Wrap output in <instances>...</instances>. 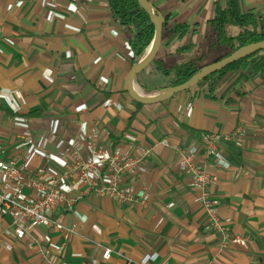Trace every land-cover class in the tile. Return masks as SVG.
I'll list each match as a JSON object with an SVG mask.
<instances>
[{"label": "crops", "instance_id": "obj_1", "mask_svg": "<svg viewBox=\"0 0 264 264\" xmlns=\"http://www.w3.org/2000/svg\"><path fill=\"white\" fill-rule=\"evenodd\" d=\"M151 1L170 17L169 27L190 30L183 37L164 30L155 59L135 78V89L147 95L173 80L160 66L173 69L207 52L215 38L208 22L216 0ZM241 3L245 14L264 20V0ZM130 36L108 0H0L4 155L27 170L58 173L96 158L95 147L106 155L116 145L134 153L153 148L143 174L125 183L147 192V202H120L79 183L73 209L62 206L55 214L71 229L67 237L44 224L18 239L7 229L9 218L0 216V264H144L148 254L146 264H264V74L243 67L213 90L210 81L200 82L144 104L129 124L137 109L128 90L135 62ZM192 39L195 48L179 52ZM26 132L32 138L24 146ZM209 133L220 137L219 158L204 150ZM185 152L217 174L212 195L227 236L205 223L193 176L179 168ZM234 235L247 237L248 247L231 242Z\"/></svg>", "mask_w": 264, "mask_h": 264}, {"label": "built area", "instance_id": "obj_2", "mask_svg": "<svg viewBox=\"0 0 264 264\" xmlns=\"http://www.w3.org/2000/svg\"><path fill=\"white\" fill-rule=\"evenodd\" d=\"M24 136L23 145L26 146L30 143L32 134L26 132ZM203 143L205 152L221 157L219 135L204 134ZM94 152L96 158L70 165L58 173L45 167L27 170L18 164V159L13 154L4 155L3 142L0 140V216L9 218V232L22 239L35 228L51 224L67 237L71 229L57 221L55 214L62 206L73 209L76 198L71 196V192L79 183L86 184L96 195L111 197L120 202H147V192L136 191L132 185L125 183L138 179L143 174L146 160L153 152L152 147L143 146L138 153H134L117 145L110 155H106L100 146L95 147ZM179 168L193 176V186L198 192L197 200L205 209V223L227 236V227L219 216L212 195V186L218 181L217 174L202 162L196 161L193 152L182 155ZM75 171L79 175L77 179L74 178ZM230 239L243 247L249 245V239L245 236L234 235ZM111 253L110 249H106L103 255L109 258ZM152 258L148 254L142 263L146 264ZM59 264L70 263L60 261Z\"/></svg>", "mask_w": 264, "mask_h": 264}, {"label": "trees", "instance_id": "obj_3", "mask_svg": "<svg viewBox=\"0 0 264 264\" xmlns=\"http://www.w3.org/2000/svg\"><path fill=\"white\" fill-rule=\"evenodd\" d=\"M108 1L115 18L120 21V24L124 26L126 30L130 31L131 36L129 42L133 50L134 60L140 59L155 36L156 27L151 16L140 6L138 0ZM165 18L164 30L167 32L171 34L177 33L180 37L185 36L189 32L190 25L174 23L169 27L168 23L170 17L165 16ZM208 23L215 30V38L210 43L207 52L199 53L195 57H188L173 69L162 66L159 67L164 74L173 76L170 85L181 84L189 80L203 67L197 66L198 61L203 60L214 51L224 50L216 59L219 60L240 47L264 40L263 18L245 14L241 0H216L215 16ZM233 28H239L241 30L237 34H232ZM195 45L192 39L187 45L182 46L179 52L190 51L195 48ZM243 67H247L251 73L264 74V50L251 54L227 66L210 75L203 81H210L211 89L213 90L214 85H216L227 73L239 70ZM165 87L167 86L159 87L158 91ZM143 106V103L137 102V109L132 112L129 124L133 122L136 114ZM114 144H118V141H115Z\"/></svg>", "mask_w": 264, "mask_h": 264}, {"label": "water", "instance_id": "obj_4", "mask_svg": "<svg viewBox=\"0 0 264 264\" xmlns=\"http://www.w3.org/2000/svg\"><path fill=\"white\" fill-rule=\"evenodd\" d=\"M140 6L149 13L153 23L155 24V36L149 47L146 49L144 55L135 60L128 78V90L135 101L143 104H155L170 99L176 93L188 90L198 85L210 75L226 68L227 66L248 57L251 54L264 50V40L247 44L238 48L231 54L204 65L197 73H195L189 80L177 85H170L153 95H147L138 92L135 89L136 76L145 70L155 59L163 38L165 16L153 4L151 0H138Z\"/></svg>", "mask_w": 264, "mask_h": 264}, {"label": "rangeland", "instance_id": "obj_5", "mask_svg": "<svg viewBox=\"0 0 264 264\" xmlns=\"http://www.w3.org/2000/svg\"><path fill=\"white\" fill-rule=\"evenodd\" d=\"M241 29H239V28H236V29H234L233 31H232V34H237V33H239V31H240ZM222 51H224V50H221V51H219V52H222ZM208 56H206L205 58H207ZM208 60H210L209 58H208Z\"/></svg>", "mask_w": 264, "mask_h": 264}]
</instances>
